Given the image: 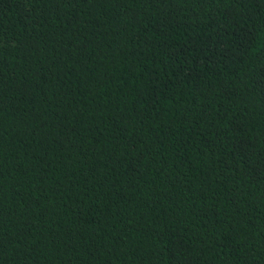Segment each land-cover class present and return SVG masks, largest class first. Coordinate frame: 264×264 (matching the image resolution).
Listing matches in <instances>:
<instances>
[{
    "label": "trees",
    "instance_id": "16d2710c",
    "mask_svg": "<svg viewBox=\"0 0 264 264\" xmlns=\"http://www.w3.org/2000/svg\"><path fill=\"white\" fill-rule=\"evenodd\" d=\"M0 264H264V0H0Z\"/></svg>",
    "mask_w": 264,
    "mask_h": 264
}]
</instances>
